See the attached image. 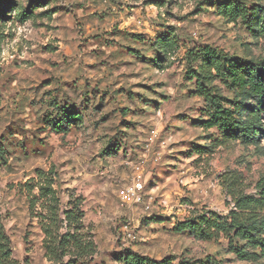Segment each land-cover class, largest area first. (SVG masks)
Returning a JSON list of instances; mask_svg holds the SVG:
<instances>
[{
  "label": "rangeland",
  "instance_id": "374dc122",
  "mask_svg": "<svg viewBox=\"0 0 264 264\" xmlns=\"http://www.w3.org/2000/svg\"><path fill=\"white\" fill-rule=\"evenodd\" d=\"M15 1L0 16V212L18 264H56L43 246L47 211L31 208L24 186L44 181L38 169L54 178L61 213L80 198L97 244L88 264H121L128 252L242 264L227 239L175 230L199 211L229 212L223 173L239 172L248 194L264 176V136L217 146L220 132L200 125L206 109L187 53L210 45L264 58V37L209 0H34L27 16L30 0ZM170 29L178 41L166 55L155 42ZM64 106L84 119L56 133Z\"/></svg>",
  "mask_w": 264,
  "mask_h": 264
},
{
  "label": "trees",
  "instance_id": "16d2710c",
  "mask_svg": "<svg viewBox=\"0 0 264 264\" xmlns=\"http://www.w3.org/2000/svg\"><path fill=\"white\" fill-rule=\"evenodd\" d=\"M217 12L229 22L242 20L255 37H264V3L249 7L242 0H209ZM34 0L24 10L25 16L33 10ZM17 7L15 0H0V16ZM178 36L170 34L156 40V47L168 54L176 46ZM190 64L188 76L195 80V95L204 100L206 118L200 125L209 130L216 128L221 136L217 146L231 141L256 144L264 136V58L247 57L227 52L210 45L191 49L187 53ZM222 86L224 93L217 86ZM81 121L79 112L71 106L60 107L53 120L56 133H66ZM112 145H109L108 150ZM208 147H198L202 153ZM115 151V149H114ZM0 160L6 163L5 151L0 147ZM44 181L31 178L28 187L31 208L41 205L47 211L40 220L44 233L43 246L47 256L56 264H88L97 252V244L84 225V211L80 198L69 200L62 210L61 199L55 188L54 178L37 170ZM221 183L233 200L227 214L205 210L193 214L178 223L176 231H189L198 239L228 240L229 251L242 264H264V176L257 182V193L248 194L243 189L242 175L237 171L221 175ZM37 190V192H35ZM65 228L64 231L61 229ZM121 264H225L208 256L194 261L166 257L154 259L146 255L128 252L120 257ZM0 264H18L0 212Z\"/></svg>",
  "mask_w": 264,
  "mask_h": 264
},
{
  "label": "built area",
  "instance_id": "2783aa9c",
  "mask_svg": "<svg viewBox=\"0 0 264 264\" xmlns=\"http://www.w3.org/2000/svg\"><path fill=\"white\" fill-rule=\"evenodd\" d=\"M144 186H143V184L141 183L140 185H138V189L140 190H142V188H143ZM132 193H136V190L134 189V188H132V191H131ZM142 197H141V195H140V193H139V199H141Z\"/></svg>",
  "mask_w": 264,
  "mask_h": 264
},
{
  "label": "crops",
  "instance_id": "0c3cea01",
  "mask_svg": "<svg viewBox=\"0 0 264 264\" xmlns=\"http://www.w3.org/2000/svg\"><path fill=\"white\" fill-rule=\"evenodd\" d=\"M74 111H75V112H78V111H76L75 109H74ZM79 113H80V115H81V121H80L79 123H82V121H83V119H84V116H83L82 112H79Z\"/></svg>",
  "mask_w": 264,
  "mask_h": 264
}]
</instances>
